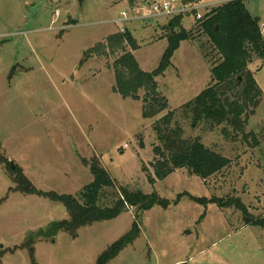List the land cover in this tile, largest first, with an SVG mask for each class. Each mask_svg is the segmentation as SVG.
<instances>
[{
	"label": "rangeland",
	"instance_id": "obj_1",
	"mask_svg": "<svg viewBox=\"0 0 264 264\" xmlns=\"http://www.w3.org/2000/svg\"><path fill=\"white\" fill-rule=\"evenodd\" d=\"M169 1L176 8L183 5V0ZM227 1L194 4L202 20ZM244 1L264 33V0ZM149 2L0 0L2 264H34L30 249L22 247L25 242H33L37 264H264V229L246 224L235 205L210 201L239 198L251 217L264 218V58L254 57L246 68L262 91L256 112L244 115L247 137L233 128L225 135L223 125H196L184 117L183 107L215 83L212 69L221 56L201 20L183 13L182 27L190 38L156 78L168 107L145 118L146 90L139 91L140 99L124 98L117 91L115 63L132 52L143 70L160 66L172 33L168 25L177 13L157 16ZM128 33L138 48L114 42V35ZM170 112L185 138H201L229 164L208 178L187 167L156 177L153 163L160 158L155 153L160 143L154 123ZM91 161H98L111 180L97 204L110 208L122 198V213L79 228L76 238L62 227L54 238L37 237L52 221L70 215L61 202L18 190V170L39 190L76 195L95 179ZM123 191L157 195L170 204H131ZM186 192L209 202L187 195L178 199ZM133 227L135 238L115 258H102Z\"/></svg>",
	"mask_w": 264,
	"mask_h": 264
},
{
	"label": "trees",
	"instance_id": "obj_2",
	"mask_svg": "<svg viewBox=\"0 0 264 264\" xmlns=\"http://www.w3.org/2000/svg\"><path fill=\"white\" fill-rule=\"evenodd\" d=\"M198 1L183 0V5ZM182 19L183 13H179L170 20L168 28L172 33L168 37V48L157 69L152 72L143 70L132 52H126L116 60L117 91L124 98L140 99L139 91L146 90V95L142 98L145 118H154L168 107L167 98L158 92L156 78L171 65L173 54L181 42L190 38V32L182 27ZM200 23L213 48L220 54L221 60L212 69V80L215 83L184 105L183 115L196 125L206 123L211 129L223 125L225 135H230V128L237 134H245L247 119L256 112L260 101L257 97L262 95L254 74L250 70L246 71L248 62L254 57L264 58V34L260 18L249 12L244 0H228L213 8ZM114 38L116 43L123 44L127 41L131 42L135 49L138 48L131 33L117 34ZM240 77L244 79L243 88ZM245 113L247 119L244 118ZM175 115V112H170L154 123V130L160 143L155 147V153L160 158L153 163L156 177L163 179L178 168L187 167L196 175L208 178L229 164L228 158L208 148L201 138H185L183 126L178 122L173 125ZM247 136L248 134H245V137ZM255 142L259 141L255 139ZM90 165L95 179L76 195L39 190L26 176L21 175L20 170L17 172L19 174L17 182L20 184L18 190L63 203L70 217L60 222L61 227L76 238L79 228L116 218L122 213L125 203L120 198L114 207L102 208L97 204L100 190L104 185H110L111 180L98 161H91ZM122 195L126 202L135 204V201H141L146 208H151L155 204H162L165 207L170 204L169 200L157 195L137 192L135 196H130L127 191H123ZM183 195L205 205L209 202L206 197H196L188 192L180 194L178 199ZM82 199L84 203L81 202ZM210 201L221 207L235 205L243 213L246 224L264 229V218L251 217L246 205L239 198H230L226 201L215 198ZM137 230V227H133L129 233L114 242L102 258L105 256H108L109 260L115 258L135 238ZM22 247L30 249L33 262L37 264L33 242H25ZM1 262L0 260V264Z\"/></svg>",
	"mask_w": 264,
	"mask_h": 264
},
{
	"label": "built area",
	"instance_id": "obj_3",
	"mask_svg": "<svg viewBox=\"0 0 264 264\" xmlns=\"http://www.w3.org/2000/svg\"><path fill=\"white\" fill-rule=\"evenodd\" d=\"M149 4L153 7L155 15H173L175 13H188L187 15H195L201 19L200 6L197 4L182 5L180 9H176L169 0H151ZM264 34V33H263Z\"/></svg>",
	"mask_w": 264,
	"mask_h": 264
},
{
	"label": "water",
	"instance_id": "obj_4",
	"mask_svg": "<svg viewBox=\"0 0 264 264\" xmlns=\"http://www.w3.org/2000/svg\"><path fill=\"white\" fill-rule=\"evenodd\" d=\"M240 80H242L241 77ZM12 167L15 168V165L13 164ZM60 228H61L60 222L52 221L46 229H41L37 233V237L54 238L59 233Z\"/></svg>",
	"mask_w": 264,
	"mask_h": 264
},
{
	"label": "crops",
	"instance_id": "obj_5",
	"mask_svg": "<svg viewBox=\"0 0 264 264\" xmlns=\"http://www.w3.org/2000/svg\"><path fill=\"white\" fill-rule=\"evenodd\" d=\"M176 8V7H175ZM181 8V7H180ZM180 8H176V9H180Z\"/></svg>",
	"mask_w": 264,
	"mask_h": 264
}]
</instances>
